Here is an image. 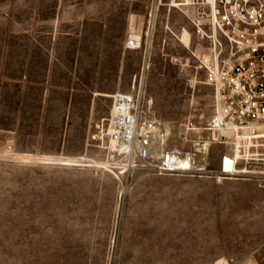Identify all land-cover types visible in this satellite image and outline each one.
Masks as SVG:
<instances>
[{"label": "rangeland", "instance_id": "rangeland-1", "mask_svg": "<svg viewBox=\"0 0 264 264\" xmlns=\"http://www.w3.org/2000/svg\"><path fill=\"white\" fill-rule=\"evenodd\" d=\"M181 1L0 0V264H264V176L161 174L109 146L119 91L170 145L214 115L184 34L154 33ZM233 153L212 144L209 167Z\"/></svg>", "mask_w": 264, "mask_h": 264}, {"label": "built area", "instance_id": "built-area-1", "mask_svg": "<svg viewBox=\"0 0 264 264\" xmlns=\"http://www.w3.org/2000/svg\"><path fill=\"white\" fill-rule=\"evenodd\" d=\"M197 6L191 18L196 33L210 41V51L193 49L180 61L193 68L191 85H211L216 95L213 117L202 127L189 119L181 124L189 149L168 144L170 128L162 121L144 117L140 96L116 92L107 134L112 151L124 166L137 163L161 174L219 177L264 176L250 167L264 163V0H183ZM140 40L130 36L128 48ZM178 60V59H176ZM196 136L189 138L190 133ZM230 145L222 170L209 167L212 144ZM217 264H243L221 257Z\"/></svg>", "mask_w": 264, "mask_h": 264}, {"label": "crops", "instance_id": "crops-1", "mask_svg": "<svg viewBox=\"0 0 264 264\" xmlns=\"http://www.w3.org/2000/svg\"><path fill=\"white\" fill-rule=\"evenodd\" d=\"M197 11V6L188 1L182 0L179 5L170 3L168 13L161 15V23L154 33H162L164 29L170 33H181L182 35L184 34L186 40L184 45L190 52L193 49L205 52L210 51L209 39L197 34L191 21Z\"/></svg>", "mask_w": 264, "mask_h": 264}]
</instances>
